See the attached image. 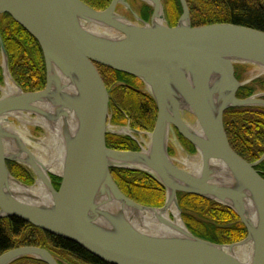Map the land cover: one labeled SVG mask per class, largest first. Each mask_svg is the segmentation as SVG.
Segmentation results:
<instances>
[{"label":"water","instance_id":"1","mask_svg":"<svg viewBox=\"0 0 264 264\" xmlns=\"http://www.w3.org/2000/svg\"><path fill=\"white\" fill-rule=\"evenodd\" d=\"M139 1L152 8L149 22H141L124 0H112L101 11L81 0H0V16L9 15L37 41L45 66L44 88L23 92L10 76L0 37L3 79L15 86L9 92L0 88V219L16 217L108 264H264V179L255 171L264 155L245 162L230 147L223 125L229 109L264 108L258 96L236 97L243 83L234 74L237 64L264 72V32L233 24L192 27L186 0H179L182 14L169 27L161 0ZM118 5L135 21L119 14ZM86 26L111 29L115 36ZM96 65L142 83L156 107L151 132L110 124V91ZM19 117L30 118L27 124L55 139L60 174L40 160L42 139L11 126L9 120ZM176 134L193 146L197 167L180 166L168 154ZM106 135L136 143L137 135H145L147 141L139 151H118L106 147ZM7 161L30 171L34 183L15 179ZM111 169L155 180L164 189L163 206L127 198ZM51 176L61 180L57 191ZM40 183L45 200L18 191ZM177 194L231 209L246 237L218 245L194 236L182 221ZM147 223L166 229L146 233ZM244 249L250 252L243 255L247 259L238 257ZM24 258L59 264L37 247L9 250L0 255V264Z\"/></svg>","mask_w":264,"mask_h":264},{"label":"trees","instance_id":"2","mask_svg":"<svg viewBox=\"0 0 264 264\" xmlns=\"http://www.w3.org/2000/svg\"><path fill=\"white\" fill-rule=\"evenodd\" d=\"M95 10L106 9L112 0H81ZM192 27L213 24H233L264 32V0H186ZM164 13L169 27L177 24L182 14L179 0H163ZM152 9L143 7L149 18ZM0 36L8 58L12 80L25 92H37L45 86V66L40 47L9 15L0 16ZM107 90H110V124L151 132L156 118V107L151 97L135 84L139 81L127 74L96 65ZM242 69L235 78L241 82ZM1 80V79H0ZM257 90L264 92V78L243 85L238 99L251 97ZM224 130L232 150L245 162L254 163L264 155V108L246 107L227 110L223 115ZM195 153L193 146L179 136ZM106 147L118 151H139V146L127 137L106 135ZM10 174L31 186V173L14 163H6ZM255 171L264 179V161ZM111 176L119 190L130 200L148 207L160 208L164 204V189L141 172L111 169ZM53 188L59 189L60 178L51 176ZM182 220L194 236L218 245L237 243L247 231L238 216L229 208L188 194H177ZM46 249L59 264H108L93 256L77 244L55 237L16 218L0 219V255L20 248ZM13 264H45L24 258Z\"/></svg>","mask_w":264,"mask_h":264},{"label":"bare ground","instance_id":"3","mask_svg":"<svg viewBox=\"0 0 264 264\" xmlns=\"http://www.w3.org/2000/svg\"><path fill=\"white\" fill-rule=\"evenodd\" d=\"M89 30L91 31H94V32H97V33H100V34H103V35H108V36H115V33L111 30V29H106V28H103V27H93V26H86ZM257 78L261 77L264 75V72L262 70H259L257 71ZM14 84L13 82L9 79V77L6 78L5 80V83H4V87H2L1 89L6 91V92H9V91H12L14 89ZM20 119V123L17 124V126L15 127L16 129H19V130H23V132L27 133V128L25 125H27L28 122H30V118H26V117H19ZM32 121V120H31ZM44 132L46 133V131L44 130ZM49 134V133H48ZM46 133V135L48 136L46 139H42L43 140V144H41V148H40V155H39V158L40 160L43 162V163H47V164H50L51 162V169L52 171L55 173V174H60V167L58 164H56V160L59 158L60 156V152L59 150H57V145L56 142H55V139L52 137V138H49V135ZM59 154V156H58ZM58 156V158H57ZM184 163L188 166V167H197L199 162L195 159H191L190 160H185ZM43 185L40 183L39 187L37 189H25V188H22L20 187L18 191H20L21 193H24L26 197L28 198H31V199H34L36 201L38 200H45L43 199L44 198V195H45V192L43 191L42 189ZM42 192V193H41ZM171 211L174 213V215H176V211L173 209V207L170 208ZM170 215V214H168ZM180 220L177 219V223L180 224ZM159 229V230H158ZM165 227H159L157 226L156 224H148L147 223V229L145 230V232L149 233V232H159V231H165ZM238 257L241 258H244V259H247V257L250 255V252L247 250V249H244V250H241V252H238ZM243 255H247L243 257Z\"/></svg>","mask_w":264,"mask_h":264},{"label":"rangeland","instance_id":"4","mask_svg":"<svg viewBox=\"0 0 264 264\" xmlns=\"http://www.w3.org/2000/svg\"><path fill=\"white\" fill-rule=\"evenodd\" d=\"M93 9V8H92ZM97 11H101V10H97ZM119 14H121V13H119ZM4 15H6V14H4ZM123 15V14H122ZM0 65H1V56H0ZM243 66H245L244 68V70H243V72H242V75H241V82L243 83V84H246V83H253V82H256L257 80H260V79H263L264 78V75L263 76H261V77H259V78H257L258 76V74H257V71H259V69L258 68H256V67H254V66H251V65H243ZM257 76V77H256ZM4 81H3V84H1L0 85V88L1 87H4ZM250 83V84H251ZM135 87H136V89H138V90H143L144 91V88H143V85H142V83L141 84H137V85H135ZM110 91V90H109ZM145 92V91H144ZM238 92V91H237ZM264 93V92H263ZM0 95H1V90H0ZM264 95V94H263ZM252 96H255V95H252ZM262 96V95H261ZM109 97H110V94H109ZM109 106H110V100H109ZM111 115V114H110ZM10 121V123H11V126L12 127H16L17 126V124H19L20 122H17V121H14V120H12V119H10L9 120ZM26 126V128H27V131H28V133L29 134H31V135H33V136H35V137H38V138H40V139H46L48 136L46 135V133L41 129V128H39V127H37V126H33V125H31V124H27V125H25ZM123 126H128V124H127V122L126 121H124V125ZM14 127V128H15ZM18 127V126H17ZM34 129H37V131L39 132L38 134H35L34 132L35 131H33ZM23 131V130H22ZM177 135L178 134H176V136L175 135H171V137H170V141H169V145L170 146H172L174 149V152H175V156H174V158L178 161V164L180 165V166H182V164H184V161L185 160H190L191 161V159H195L196 158V156H192V155H190V154H188V153H186L183 149H182V147L179 145V143H178V139H177ZM179 136V135H178ZM128 138V137H127ZM136 139H137V143H136V145L137 146H139V145H143L144 144V142H146L147 141V137L145 136V135H137L136 136ZM132 140V139H131ZM6 163H13V162H11V161H7ZM14 164H16V163H14ZM18 165V164H17ZM20 166V165H19ZM22 167V166H21ZM22 168H24V167H22ZM26 171H28L26 168H24ZM29 173H30V171H28ZM33 183H34V181H33ZM32 183V184H33ZM183 221V220H182ZM183 223H184V221H183ZM184 225H185V223H184ZM21 248V247H20ZM43 249V248H42ZM46 250V249H45Z\"/></svg>","mask_w":264,"mask_h":264},{"label":"flooded vegetation","instance_id":"5","mask_svg":"<svg viewBox=\"0 0 264 264\" xmlns=\"http://www.w3.org/2000/svg\"><path fill=\"white\" fill-rule=\"evenodd\" d=\"M128 5L129 7L131 8V10L140 18V20H142L141 22H149L150 21V17L152 15V11H151V14L149 15V18L146 19V17L144 16V14L142 13V9L143 7H149L151 8L149 5H147L146 3L144 2H141L139 0H124ZM161 3L163 5V0H161ZM164 6V5H163ZM152 9V8H151ZM117 12L118 13H121L123 14L124 16H126L130 21H135V19L133 18V16L131 15V13L129 11H126L125 8L122 6V5H118L117 7ZM168 25V24H167ZM1 37V36H0ZM2 39V38H1ZM4 45V43H3ZM5 48V47H4ZM8 59V58H7ZM245 66L243 65H240V64H237L234 66V74L235 76L237 74L240 73V70L242 69V71L245 69L244 68ZM0 85L3 84V75H2V70H1V65H0ZM251 83V82H250ZM250 83H246V84H243V85H250ZM137 85V83L135 84ZM2 88V87H1ZM264 93L262 91H259L257 90L253 95L255 96H258V98H262L264 100ZM262 95V96H261ZM33 131H35L34 133L35 134H38L39 132L37 131V129H34ZM177 139H178V143L179 145L182 147V149L188 153H189V149L188 147L184 144V142L180 139V137L177 135ZM174 148L172 146H168V154L171 155L172 157L175 156V152L173 150ZM60 184V182L58 183V185ZM60 187V185H59Z\"/></svg>","mask_w":264,"mask_h":264}]
</instances>
